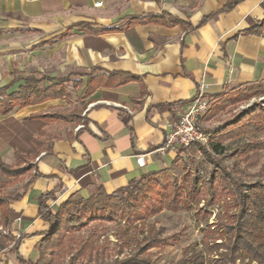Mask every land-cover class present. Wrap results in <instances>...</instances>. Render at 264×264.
Returning <instances> with one entry per match:
<instances>
[{"label":"crops","instance_id":"0c3cea01","mask_svg":"<svg viewBox=\"0 0 264 264\" xmlns=\"http://www.w3.org/2000/svg\"><path fill=\"white\" fill-rule=\"evenodd\" d=\"M263 18L264 0H0V88L29 86L0 114V156L32 164L0 173V264L38 257L40 195L56 210L168 167V126L201 81L208 101L264 81V28L249 31Z\"/></svg>","mask_w":264,"mask_h":264},{"label":"trees","instance_id":"16d2710c","mask_svg":"<svg viewBox=\"0 0 264 264\" xmlns=\"http://www.w3.org/2000/svg\"><path fill=\"white\" fill-rule=\"evenodd\" d=\"M263 28L264 18L249 31L260 32ZM128 79L129 77L122 81ZM26 80L34 83L39 81L32 76H28ZM28 89L29 86L26 85L22 87L21 92L6 94V89L0 88V114L10 112L22 93H26ZM45 90H41L43 94L40 97L29 101L44 100L47 97ZM261 93H264V84L256 82L238 89L233 97L222 98V94H219L214 100L217 101L216 106L211 104L203 118L214 115L226 104L246 100ZM25 102L27 101H21ZM237 121L238 128H232L230 131L223 128L214 135L205 131L213 138L208 147L200 143L192 145L201 151L204 161L211 163L215 168L214 173H209L205 180L199 175L198 159L189 152L191 146L177 149L168 167L144 172L111 193L99 187L88 198L69 196L56 210L50 209L46 203L52 198L51 192L40 195L38 212L48 228L41 232L42 237L36 244L38 257L35 260L19 258L18 264H55L65 251L71 254L67 264H160L152 258L150 249L169 243V237L176 239L177 235L163 236L164 228H156L154 224L145 223L146 234L141 238H133L128 254L121 258H108L103 251L104 247L92 246L90 236L79 240L72 248V238L68 235L92 220L122 221L126 226L142 224L147 218L164 209L172 212L193 210L195 218L206 221L209 212L204 207H212L220 201L234 210L227 209L224 221L219 223L222 233L208 236L211 238L208 243L210 250L216 252L215 256L208 260V264H264V181L244 182L235 176L248 167L251 151L264 149V140H249L236 146L229 154V157L233 158L231 168L216 158L223 152L221 143L227 136L263 131L264 110H250ZM225 131L228 132L222 133ZM30 158L31 156L15 152V163L8 165L0 156V173L8 177H22L32 167ZM242 162L244 166L240 167ZM202 191L204 203L199 206ZM3 201L4 196L0 194V207ZM3 246L4 243L0 242V248ZM199 257H181L168 264H205Z\"/></svg>","mask_w":264,"mask_h":264},{"label":"rangeland","instance_id":"374dc122","mask_svg":"<svg viewBox=\"0 0 264 264\" xmlns=\"http://www.w3.org/2000/svg\"><path fill=\"white\" fill-rule=\"evenodd\" d=\"M264 84V81H261ZM233 88L228 92L222 93L220 97H233L232 95L238 90L244 88ZM216 106L217 101H208V108L210 105ZM219 106V105H218ZM264 110V93L254 95L246 100H241L236 103L226 104L224 108L216 111L214 115L203 118L201 116V127L204 131H210L212 134L223 128L230 131L232 128H238L237 121L243 114L248 113L250 110L258 109ZM231 127V128H230ZM227 131V132H228ZM222 132V133H227ZM207 133V132H206ZM221 133V134H222ZM208 134V133H207ZM210 135V134H209ZM213 138H210V141ZM249 140H264L263 131H249L237 135L227 136L221 143L223 152L217 155L216 158L220 162L231 168L233 158L229 154L236 148V146L248 142ZM209 141V142H210ZM209 144L205 145L208 147ZM196 159L199 161V175L205 180L208 174L212 175L215 168L211 163L204 161L201 151L192 146L189 149ZM248 167L238 175L244 182H251L255 180L264 181V149L253 150L249 153ZM244 166V162L240 163V167ZM204 192H201L199 199V206L204 203ZM209 216L206 221L199 220L194 217V211L180 210L172 212L164 209L160 213L146 219L142 224L136 223L126 226L122 221H106L98 222L92 220L85 225L69 233L68 236L72 238L70 246L73 248L79 240L85 239L90 236L92 246L104 247L103 251L107 254L108 258H121L127 255L133 238H141L147 232L145 223L154 224L156 228H164L163 236L177 235L174 239L169 237L167 244L160 247L151 248L152 258L156 259L160 264H168L170 261H176L181 257L200 256V260L208 264V260L215 256V250H210L209 237L221 234L219 223L224 221L226 210H234L231 207L224 205L222 201L212 207H204ZM214 224V225H212ZM5 230L4 228H2ZM1 229V230H2ZM212 231V234H211ZM2 232V231H0ZM208 237V238H207ZM127 241V243H125ZM37 249V248H36ZM7 259H14V248H9L5 251ZM70 253L65 251L62 257L55 264H67Z\"/></svg>","mask_w":264,"mask_h":264},{"label":"built area","instance_id":"2783aa9c","mask_svg":"<svg viewBox=\"0 0 264 264\" xmlns=\"http://www.w3.org/2000/svg\"><path fill=\"white\" fill-rule=\"evenodd\" d=\"M101 4V1L95 2V6H100ZM206 87L207 84L201 81L198 84L196 94L189 100L185 109L177 116L174 122L169 124L162 150L167 148H189L195 143L209 144L210 136L201 127V116L208 108V100L205 96ZM126 109L129 113H132L130 109ZM135 161L137 166H143L144 155H136ZM1 229L2 227H0V231L5 232Z\"/></svg>","mask_w":264,"mask_h":264}]
</instances>
